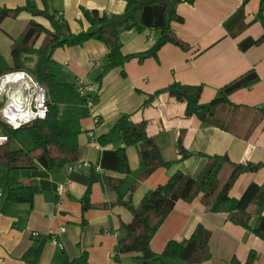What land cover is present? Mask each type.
Listing matches in <instances>:
<instances>
[{
    "label": "crops",
    "instance_id": "1",
    "mask_svg": "<svg viewBox=\"0 0 264 264\" xmlns=\"http://www.w3.org/2000/svg\"><path fill=\"white\" fill-rule=\"evenodd\" d=\"M37 1L43 6L41 0ZM48 1L50 10L57 12L74 32L89 26L82 7L115 13L122 12L126 5L125 0ZM24 2L0 0V6L15 7ZM259 5L260 0L179 1L177 11L183 20L174 21L172 27L178 36L191 44V48L184 50L168 43L158 51L157 57L135 54L151 48L158 37L155 31L165 22L162 4L146 5L138 13L143 29H122L120 32L123 52L131 55L124 65L126 75L119 67L111 68L100 82L97 77L109 50L106 43L91 39L84 45L57 48L53 56L63 66L64 80L75 81L82 77L95 82L98 87L97 98L90 114L83 119V131L79 135L78 162L87 161L88 164L73 171L66 167L51 168L45 154L37 156L34 164L13 165L9 170L0 164V264H29L22 256L31 247H37L41 238H47L48 243L36 264H63L61 248L72 258L87 250L92 264H139L125 254L119 260L114 258L124 231L122 221L133 219V213L126 206L114 204L91 208L85 212L86 222L81 223V198L88 185L89 163L98 162L99 180L93 184L92 201L114 203L116 193L106 187L102 176L105 172L118 174L117 147L124 145L118 142L101 146L91 139L88 130L94 129L97 136L105 133L123 113H131L136 121L146 119L163 157L174 160L168 168L149 170L140 164L141 145L128 147L131 172L126 175L124 189L134 205L140 203L147 189L165 182L177 171H182L186 179L197 176L208 162L207 155H227L234 162L264 161V40L247 49L239 46L241 39L264 33V20L258 17ZM31 18L50 26L46 18L32 16L27 11L3 21L0 55H5L4 62L12 63L13 40ZM150 34L154 35L153 39ZM44 35L40 36L38 44ZM251 68L258 74L256 80L230 95L232 105L220 104L213 122L204 123L196 116H186L185 102L163 90L173 80L203 84L201 101L208 103L219 95L223 85ZM8 76L3 82H6V91L14 95L21 89L22 80L10 81L11 77L5 80ZM155 92L159 93L152 103L144 106L149 94ZM4 95L8 102L9 96ZM96 115L99 116L97 124ZM180 142L191 152L184 160H178ZM6 145L10 150L20 148L13 138H9ZM227 163L218 164L219 172L226 170ZM8 171L22 183L40 185L42 191L32 203H14L3 212ZM68 178L70 184L61 196L58 184ZM263 181L264 166L242 173L230 189V204H220L213 196L179 199L152 239V247L160 251L170 239L184 240L198 223H203L211 231L212 257L201 264H233L234 258L245 264L250 252L255 253L253 264H264V236L228 218L247 186ZM184 182L185 179L178 185L177 194ZM251 211L252 225L257 227L264 216V204L252 206ZM52 232H56L63 247L49 239ZM166 264H180V261L169 260Z\"/></svg>",
    "mask_w": 264,
    "mask_h": 264
},
{
    "label": "trees",
    "instance_id": "2",
    "mask_svg": "<svg viewBox=\"0 0 264 264\" xmlns=\"http://www.w3.org/2000/svg\"><path fill=\"white\" fill-rule=\"evenodd\" d=\"M41 1L43 6H40L37 0H25L23 4L15 7L0 6V29L6 18H15L22 11H27L32 16H42L50 22V26H47L31 18L21 34L13 40L12 64L0 70V76L14 71L30 72L37 81L45 84L48 105V111L44 118L37 117L18 127L10 125L0 116V133L6 134L20 144V148L15 150L8 149L6 143L0 145V164L7 167L8 170L13 165L34 164L37 156L41 154L47 156L51 168L66 167L68 169V166L78 162L79 135L83 131L82 122L90 114V108L86 103L89 98L95 102L98 91L95 94L89 93L84 96L78 90V78L75 81L59 79L64 69L53 56L57 48L84 45L91 39L100 40L107 44L109 50L97 81L100 82L105 72L115 67L121 68V73L126 75L124 65L131 55L123 52L120 32L122 29L131 28L142 30L144 26L138 19V13L146 5L153 3L163 5L165 22L155 31L158 37L151 48L135 54H150L157 57L158 51L168 43L175 44L184 50L191 48V44L178 36L172 27L174 21L183 20L177 11V3L181 0H125L124 10L115 13L82 7L84 18L89 22V26L79 32L72 31L66 21L57 16V12L50 10L48 0ZM185 1L192 3L195 0ZM263 11L264 0H260L258 17L262 21L264 20ZM42 34H45L44 38L38 44V39ZM263 40L264 33L258 37L247 36L239 41V46L242 49H247ZM257 75L254 68L245 71L223 85L219 95L208 103L201 101L203 84L173 80L163 90L177 100L185 102L186 116H196L204 123L213 122L217 107L220 104L232 105L230 95L240 88L249 86L256 80ZM158 93L149 94L144 106L152 103ZM5 102L6 98L3 96L0 99V106H3ZM97 142L101 146L118 142L124 143L117 147L118 174L105 172L102 176L106 187L116 193V199L114 203L92 201V187L99 180L98 162L89 163L88 185L81 198V223L86 222L85 212L91 208H106L114 204L126 206L133 213V219L130 222L122 221L124 231L119 238L114 258L119 260L120 256L125 254L139 264L151 262L166 264L169 260H179L180 264H201L209 260L212 257V236L210 229L203 223H198L184 240H168L160 251L152 247V239L179 199L190 200L198 195L203 199L213 196L215 201L220 204H230L232 200L230 189L236 179L244 172L257 171L264 166V161L234 162L227 155H207L208 162L197 176H189L186 179L182 171H177L165 182L147 189L140 203L134 205L131 196L126 197L124 189L126 175L131 172L128 147L141 145L140 164L149 170L157 167L168 168L174 163V160H166L163 157L155 136L149 132L148 121L146 119L136 121L132 118L131 113L120 115L108 131L97 136ZM178 153V160H184L191 152L180 142ZM220 162H228L231 167L230 175L221 187L217 183ZM184 179L181 192L177 194L176 189ZM4 191L6 197L2 211L7 212L14 203H32L37 193L42 191V187L34 183H22L8 171ZM263 204L264 181L262 183L251 182L234 203V209L229 213L228 218L264 236V216L257 227H254L251 222V207H261ZM51 237L52 234H49V239ZM47 243V238H41L37 247H31L25 251L22 256L23 260L29 264H36ZM254 254V252L249 253L245 264H253ZM61 259L63 264H92L87 250L72 258L61 248ZM232 263L240 264V261L234 258Z\"/></svg>",
    "mask_w": 264,
    "mask_h": 264
},
{
    "label": "built area",
    "instance_id": "3",
    "mask_svg": "<svg viewBox=\"0 0 264 264\" xmlns=\"http://www.w3.org/2000/svg\"><path fill=\"white\" fill-rule=\"evenodd\" d=\"M150 38L153 39L154 35L151 34ZM18 73H21L22 76L19 78H15L16 74ZM8 75H12L10 81L15 82L22 80L21 89H19L14 95L6 91V82H3V78ZM77 87L80 94L84 96L89 93L95 94L98 91L97 84L95 82H91L90 80H86L82 77L77 79ZM4 93H7L10 99L8 100V102H5L3 106H0V116L10 125L18 127L21 124L26 123L37 117L44 118L46 116V113L48 111L46 86L44 83L37 81L30 72L14 71L0 76V99L5 96ZM94 103V100L89 98L86 104L91 109ZM94 119L97 124L99 122V116H94ZM15 121L17 123H15ZM88 133L91 139L94 142L98 143L95 130L90 129L88 130ZM8 140L9 137L6 134L0 133V145L7 143ZM87 164V161H84L83 163L77 162V164L68 166V170L73 171ZM69 184V178L67 179V181L58 184V192L61 196H63V194L66 192ZM50 234H52V242L60 245V247H63V244L61 243V241H59L56 232H52ZM34 235L38 236L39 233L34 232Z\"/></svg>",
    "mask_w": 264,
    "mask_h": 264
},
{
    "label": "rangeland",
    "instance_id": "4",
    "mask_svg": "<svg viewBox=\"0 0 264 264\" xmlns=\"http://www.w3.org/2000/svg\"><path fill=\"white\" fill-rule=\"evenodd\" d=\"M4 58H5V55H0V70L5 68V67H8L12 64V63L8 64V63L4 62L3 61ZM59 79L64 80L65 77L61 74L59 76ZM226 165H227L226 170L220 171L217 175V183H218L219 187H221L227 181V179L230 175V172H231V167L229 166V164L227 163Z\"/></svg>",
    "mask_w": 264,
    "mask_h": 264
},
{
    "label": "bare ground",
    "instance_id": "5",
    "mask_svg": "<svg viewBox=\"0 0 264 264\" xmlns=\"http://www.w3.org/2000/svg\"><path fill=\"white\" fill-rule=\"evenodd\" d=\"M21 75H22L21 73H18V74H16L15 78H19ZM10 77L11 76L9 75L8 77L5 78V80H8ZM15 123H17V122L15 121Z\"/></svg>",
    "mask_w": 264,
    "mask_h": 264
}]
</instances>
